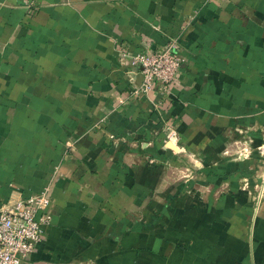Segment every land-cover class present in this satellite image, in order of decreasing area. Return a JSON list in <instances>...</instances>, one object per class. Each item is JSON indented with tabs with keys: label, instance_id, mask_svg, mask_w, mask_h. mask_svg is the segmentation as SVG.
<instances>
[{
	"label": "crops",
	"instance_id": "obj_1",
	"mask_svg": "<svg viewBox=\"0 0 264 264\" xmlns=\"http://www.w3.org/2000/svg\"><path fill=\"white\" fill-rule=\"evenodd\" d=\"M29 2L0 0V208L47 188L51 219L23 264H264V0ZM172 39L171 96H131Z\"/></svg>",
	"mask_w": 264,
	"mask_h": 264
},
{
	"label": "built area",
	"instance_id": "obj_2",
	"mask_svg": "<svg viewBox=\"0 0 264 264\" xmlns=\"http://www.w3.org/2000/svg\"><path fill=\"white\" fill-rule=\"evenodd\" d=\"M29 1L32 5V0ZM177 48L178 41L172 39L159 51L133 57V66L138 67L142 79L136 83L133 74L128 73L131 96L145 95L156 84L162 94L169 93L166 73L172 70V76L179 67L180 58L175 55ZM164 141H176L173 129H168ZM48 207L46 188L27 199L0 208V264H23L29 258L41 239L43 229L51 223Z\"/></svg>",
	"mask_w": 264,
	"mask_h": 264
},
{
	"label": "rangeland",
	"instance_id": "obj_3",
	"mask_svg": "<svg viewBox=\"0 0 264 264\" xmlns=\"http://www.w3.org/2000/svg\"><path fill=\"white\" fill-rule=\"evenodd\" d=\"M167 43H165L164 44V47H165V45H166ZM163 47V48H164ZM162 48V49H163ZM179 50V43H178V48H177V50H176V54L175 55H177L178 56V54H177V51ZM179 57V56H178ZM180 58V60H179V64H178V69L174 72V75L172 74V76H173V78H172V76H171V71L170 72H168V73H166V77H167V80H168V89H169V93H167V94H165V95H168V97H170L171 96V92H170V85L172 84V82L174 81V79H175V75H176V73L179 71V70H181V69H183L184 68V66H185V63H184V60H183V58L182 57H179ZM171 129H173L172 127H171ZM174 130V129H173ZM175 131V130H174ZM175 133H176V141L175 142H170L172 145H173V147H177V146H179V134L177 133V131H175ZM235 140V139H234ZM244 149L245 150H247V151H249V149L248 148H246V147H244ZM257 151H258V153H259V156L261 157V158H263L262 160H263V162H264V144H262V145H260L258 148H257ZM233 155H235L236 156V159H237V155L234 153ZM262 189H263V187H262Z\"/></svg>",
	"mask_w": 264,
	"mask_h": 264
},
{
	"label": "water",
	"instance_id": "obj_4",
	"mask_svg": "<svg viewBox=\"0 0 264 264\" xmlns=\"http://www.w3.org/2000/svg\"><path fill=\"white\" fill-rule=\"evenodd\" d=\"M168 147L176 149L175 147H173L171 144H168Z\"/></svg>",
	"mask_w": 264,
	"mask_h": 264
}]
</instances>
